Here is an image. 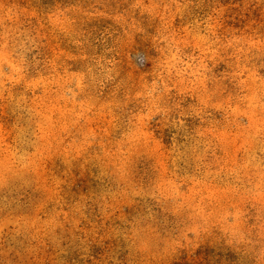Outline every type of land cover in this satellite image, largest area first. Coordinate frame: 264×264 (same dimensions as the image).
<instances>
[{
	"label": "rangeland",
	"instance_id": "374dc122",
	"mask_svg": "<svg viewBox=\"0 0 264 264\" xmlns=\"http://www.w3.org/2000/svg\"><path fill=\"white\" fill-rule=\"evenodd\" d=\"M0 264H264V0H0Z\"/></svg>",
	"mask_w": 264,
	"mask_h": 264
}]
</instances>
